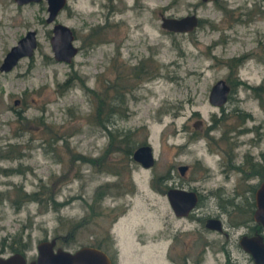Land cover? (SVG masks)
<instances>
[{
	"label": "rangeland",
	"instance_id": "374dc122",
	"mask_svg": "<svg viewBox=\"0 0 264 264\" xmlns=\"http://www.w3.org/2000/svg\"><path fill=\"white\" fill-rule=\"evenodd\" d=\"M140 1L138 15L130 7L120 14L125 24L94 25L102 22L98 13L105 11L107 0H66L54 22L72 29L78 50L63 62L51 55L52 22L44 21V0L20 5L0 0V61L26 30H34L36 38L29 57L0 71V151L7 144L18 151L0 158V169H11L0 172V242L20 234L21 241L29 242V255L36 243L53 236L55 245L72 250L107 235L114 264H172L168 257L185 249L180 239L168 248L169 229L181 220L174 218L160 192L164 188L152 177L181 164L214 171L229 143L237 158L264 150V106L258 103L264 105V0H224L225 10L206 3L196 14L207 21L184 34L159 27L157 12L174 7L172 0ZM190 1L198 0H179L176 12ZM137 60L144 75L129 70ZM233 78L244 84H231L222 111L211 106L210 86ZM80 80L96 92L105 90L114 105L119 101L113 84L123 86L125 110L116 108L123 113L110 116L111 126L129 130L135 144H149L151 167L107 154V164L119 171L110 175L75 158L96 157L106 143L103 130L90 124L94 103ZM251 86L258 87L257 97ZM197 119L199 130L193 127ZM255 129L260 136L256 142ZM223 132L226 139H220ZM117 180L120 188L92 205L96 214L82 220L71 239L62 238L68 232L65 222L86 216L95 188ZM39 184L51 187L54 200L64 203L45 210L30 201L15 207L16 188L28 193Z\"/></svg>",
	"mask_w": 264,
	"mask_h": 264
},
{
	"label": "flooded vegetation",
	"instance_id": "af4514ba",
	"mask_svg": "<svg viewBox=\"0 0 264 264\" xmlns=\"http://www.w3.org/2000/svg\"><path fill=\"white\" fill-rule=\"evenodd\" d=\"M178 1L172 0L174 7L166 6L157 12L159 25L163 17L179 19L185 15H195L196 26L201 21L205 23L207 20L196 13L206 3L215 4L220 9L225 10L222 4L224 0H198L187 2L186 9L178 13L175 8ZM263 3L261 2V8H264ZM104 5L105 3H101V7ZM64 6H66V0L61 9ZM105 6V11L99 10L98 13L103 18L102 22H97L94 25H123L125 24L124 18L120 17L123 10L130 7L135 12L133 15H138L143 8L140 0H133L129 4L123 0H107ZM169 8L175 9L171 12L167 11ZM117 15L119 16L117 17ZM194 28L188 32L165 31L184 34L193 32ZM95 29L98 30V26L90 28L89 31L92 30L93 32ZM71 32L74 35L72 29ZM77 50L76 47V52ZM137 62L138 64L129 67L131 74L134 76L144 75L146 70L139 60ZM225 83L228 85L227 82ZM250 88H253V90L251 89L252 94L254 93L253 95L257 97L256 90L258 87L251 86ZM258 103L264 106L260 101ZM221 106L213 107L222 111ZM245 115L248 116V114ZM193 124H196L197 130L201 129L199 119ZM255 134L254 140L256 142L260 139L256 129ZM229 145L231 146L230 143ZM220 152V156H217L219 168L216 167L217 169L214 171L208 166L181 164L172 167L171 171L154 175V183L157 186L162 185L164 188L160 192L163 191L166 201L169 190L192 191L195 194L194 204L184 214H175L169 207L174 218L181 220V223L171 226V231L169 229L171 243L168 248L172 249L174 243L180 239L185 249L182 254L176 253L174 259L168 257V261H172V264H254L251 249L256 248V243L264 247V226L253 218L254 194L260 184L264 182V150L252 155L244 153L239 158L236 157L231 148L227 150L222 148ZM173 199L176 200L172 196ZM108 239L110 238L108 237ZM51 240L53 241L52 250L61 248L55 245L56 237H51ZM51 240L49 239V241ZM37 244L34 253L31 252L28 255L29 242L21 241L20 234L15 238L6 240V242L1 241L0 259L6 261L5 259L13 255L17 257L7 262L0 261V264H30L35 259ZM111 248L112 241L110 240V247L100 250L106 255L109 264H114L109 253ZM6 249L8 252H5ZM61 249L68 250L66 248ZM75 249L68 251L72 252Z\"/></svg>",
	"mask_w": 264,
	"mask_h": 264
},
{
	"label": "water",
	"instance_id": "95a60500",
	"mask_svg": "<svg viewBox=\"0 0 264 264\" xmlns=\"http://www.w3.org/2000/svg\"><path fill=\"white\" fill-rule=\"evenodd\" d=\"M17 5L40 0H13ZM46 7V23L52 22L51 35L48 43L52 58L55 61L69 62L76 53L73 45V35L71 29L64 24L54 22L57 12L61 9L65 0H44ZM195 15H185L179 19L161 18L159 27L172 32H188L196 25ZM36 46L34 30H26L14 44L4 53L0 61V71L10 70L22 57H29ZM229 91L228 85L222 80H216L209 88L207 101L210 105L221 106L226 102ZM16 102V101H14ZM193 127L197 128L196 124ZM132 161L142 168H149L153 164L151 147L147 143H142L134 147L131 152ZM172 196L176 199L172 200ZM169 207L175 214H184L195 202V194L192 191L169 190L167 192ZM255 210L253 218L264 226V182L260 184L254 194ZM213 221V220H212ZM210 222V221H209ZM53 241H41L36 246V256L30 264H109L106 255L97 248L91 246H80L72 252L55 248L52 250ZM255 249H251V256L254 264H264V247L255 244ZM17 256H11L0 261H10Z\"/></svg>",
	"mask_w": 264,
	"mask_h": 264
},
{
	"label": "trees",
	"instance_id": "16d2710c",
	"mask_svg": "<svg viewBox=\"0 0 264 264\" xmlns=\"http://www.w3.org/2000/svg\"><path fill=\"white\" fill-rule=\"evenodd\" d=\"M229 64H228L229 68H233V67L235 68L236 66L235 63L229 62ZM227 83L229 85V88L231 84H235V83L244 84V83L239 82L237 79L235 80L234 78L229 81L227 80ZM60 85H63V84H60ZM80 85L84 88L86 93H88L90 97H92V101L94 103L92 110L90 112L91 113L90 124L95 125L101 130H103L104 135L106 137V143L104 147L102 148L101 153L96 157H85V156L78 154L77 155L78 157L75 156V158L79 159L81 162L89 166H92L93 168H96V170L99 172L109 173L110 175H118L119 171L117 167L116 166L112 167L110 164H107L108 162L106 161V155L117 153L120 155L121 158L132 160L131 152L134 149V147L137 146L138 144L144 143V141H142L140 143L135 144L132 138L133 136L131 135L129 130L117 131L115 128L111 126L112 122L110 120V116H112V114H115V112H119L117 109L118 107H121L120 102H122L123 100L122 99L123 86L117 83L113 84L114 94L115 96L118 97L117 99L119 101L118 104L114 105V104L108 103L107 101L108 97L105 94V90L102 91V93L96 92L93 89L86 87L81 82V80H80ZM250 89L253 90V88H250ZM121 108L122 109L120 110L124 109L123 107ZM121 112L123 113V111H120L119 114ZM238 116L242 118V114H238ZM221 139H226L225 132H223ZM226 147H225V150L230 148L229 145H227ZM17 152L18 151L17 149H15V145L7 144L6 149L4 151H0V158H5L9 154H14V153L18 154ZM9 170L11 169L2 168L0 169V172L2 173L9 172ZM152 179L154 180L155 177L153 176ZM119 188H120V182L118 180L113 181V182H105L97 186L93 194L91 195V201L86 204L87 205L86 216H83L80 220H76V221L68 220L67 222H65L66 230L68 232H66L65 236H63L62 238L71 239L72 232L75 231L80 226V224L82 223V220L85 219V221H87L88 219L91 218V216L96 214L92 209V205L94 203H98L102 199V197L106 193L109 192L110 189L118 190ZM16 191H17L16 197L13 201V204L15 205V207H18V204L20 205V202L22 201L23 202L30 201V202H34L38 206H41L42 210H45L48 206L55 207V206H59L64 203V201L62 202L55 201L53 190L51 189V187L47 188L44 184H39L37 189L31 192H28V193L21 192L19 188H16ZM114 219H115V216L110 220V222H112ZM53 237L57 238V236H53ZM80 246H91V247L104 250L110 247V239H108L107 235H104L103 237H100V238L94 237L92 241H90L89 244L80 245Z\"/></svg>",
	"mask_w": 264,
	"mask_h": 264
}]
</instances>
